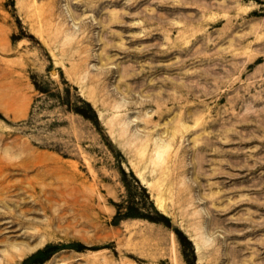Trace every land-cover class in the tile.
<instances>
[{
	"label": "rangeland",
	"instance_id": "374dc122",
	"mask_svg": "<svg viewBox=\"0 0 264 264\" xmlns=\"http://www.w3.org/2000/svg\"><path fill=\"white\" fill-rule=\"evenodd\" d=\"M0 264H264V0H0Z\"/></svg>",
	"mask_w": 264,
	"mask_h": 264
}]
</instances>
